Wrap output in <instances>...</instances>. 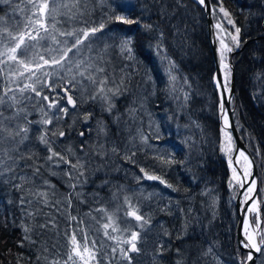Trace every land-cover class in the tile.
<instances>
[{
  "label": "trees",
  "instance_id": "obj_1",
  "mask_svg": "<svg viewBox=\"0 0 264 264\" xmlns=\"http://www.w3.org/2000/svg\"><path fill=\"white\" fill-rule=\"evenodd\" d=\"M20 7H24L23 0H17ZM216 3L215 0H212ZM167 4L169 12L173 10V0H89L86 19L99 23L105 20L106 27L103 33H97L100 39L95 41V48H102L105 43L111 45L106 59H110L109 72H114L119 79L121 69L129 65L126 72H132L128 84V91L114 100L115 108L110 114L104 111L99 102L81 104L77 101V108H69V113L63 118L61 127L66 136L58 141L60 150L71 145L81 154L79 146L81 140L97 143V121H103L106 126L107 137L101 136L100 142L111 147L114 142L120 149L118 155H109L103 160L99 156L93 157L92 169L102 165L100 170H93L88 175L87 183L77 188L81 193L80 199L73 196L72 207L67 211L72 216L83 219L82 227L88 232L89 239H95L97 247L105 241L102 251H110L108 245L113 244L103 237L100 225L105 222L101 219L102 213L92 211L103 206L108 213H115L122 217L123 212H116L118 201L112 198V193L123 186V194L133 197V203L139 202L141 212L152 217V231L142 234L147 236L148 243L138 245L140 254L132 253V264H176L178 259L182 264H215L211 257H202L201 252L208 243L215 242L214 252L220 264H240L245 260L246 250L238 245L236 237V223L239 219L237 208L234 205L236 185L232 182L229 187L230 173L228 157L232 151H221V147L228 148L227 141L223 139L222 126L218 117V98L213 84L214 59L207 34L205 13L201 6L193 0H183L186 8H178L171 19L161 18L159 8ZM125 5L122 8L119 5ZM223 5L230 12L237 27L240 45L235 47L228 32L232 27L221 12L216 10L213 16L214 23L222 25L228 43L233 47L229 59L233 66L235 88L231 107L232 116L239 129L242 139L250 150L258 172V197L261 204V232L264 235V0H223ZM11 12V8L0 4V15ZM126 15L130 19H139L140 24H121L108 21V16ZM19 18V13H17ZM158 25L164 32V46L171 60L178 65V75L187 77L191 85L190 99L187 106L181 108V102L174 100L169 91L167 76L164 73L160 60L155 55L153 38L156 33L146 32L143 25ZM172 25H176L173 28ZM83 26V25H78ZM216 32V28H215ZM234 34V33H233ZM128 36L133 41V48L137 61L134 63L123 59L116 45L121 37ZM87 43V42H86ZM85 54L87 52L85 51ZM94 54V53H93ZM134 65V66H133ZM148 73L152 82H145ZM259 77V78H258ZM183 84V79L180 85ZM179 86V85H178ZM154 92V94H152ZM79 96V93H76ZM51 98V97H50ZM65 103V101H61ZM142 105V106H141ZM136 108L133 117L128 116L130 108ZM84 112H92L93 118L85 125L78 116ZM122 117L119 123L115 117ZM31 119H38L34 112ZM73 120H76L73 125ZM192 121L199 124V128L192 125ZM68 125H73L68 135ZM188 127H185V126ZM90 126L93 131L86 132L84 137L78 135L79 131ZM51 127V126H50ZM157 128L160 139L156 138ZM227 131V130H226ZM140 133L149 137L148 143L140 141ZM188 137L191 141L185 143ZM195 141V147L189 145ZM150 145V146H149ZM233 147V140L231 148ZM43 146H39L41 155ZM132 156V161L123 159L125 153ZM156 157L165 160L172 158L175 162L163 163ZM145 168L150 174L161 177L166 187L159 180L143 179L137 183L136 177L142 176L140 168ZM44 178L56 186L57 198L63 199L71 190L66 183V177L44 173ZM107 181V183H104ZM232 181V180H231ZM173 189H176L175 191ZM150 199H145L149 194ZM20 194L6 185L0 184V264H35L36 256L42 254L43 247L63 253L65 243L63 232L69 226L67 215H61L55 208H44V212H51L55 217L57 229H35L33 239L38 243L30 246L25 243L20 247L17 241L21 238L19 227L20 213L16 206L6 204L5 201H15ZM83 201V202H81ZM168 206L167 211H160ZM61 211L63 212V206ZM183 209V212L180 211ZM92 211V216L86 213ZM100 223H97V221ZM28 223H44L45 217L38 216L36 221ZM120 222L121 228L125 225ZM5 223L7 226H5ZM135 223V221H133ZM163 225L171 237H162L167 245L170 241L171 250L163 256L153 260L156 234ZM186 225V228L183 226ZM39 233L37 235L36 233ZM57 232L60 236H57ZM177 236L182 238L177 239ZM79 239V237H78ZM55 244L56 248L52 249ZM181 250L177 256L175 249ZM255 264H264V246L256 257ZM43 264V262H41ZM106 264V261H105ZM112 264H127V261L114 260Z\"/></svg>",
  "mask_w": 264,
  "mask_h": 264
},
{
  "label": "snow or ice",
  "instance_id": "obj_2",
  "mask_svg": "<svg viewBox=\"0 0 264 264\" xmlns=\"http://www.w3.org/2000/svg\"><path fill=\"white\" fill-rule=\"evenodd\" d=\"M159 3L160 0H155ZM24 7L21 8L17 0H0V4L11 8V12L0 15V184L6 185L20 195L13 200L5 201L6 204L15 205L20 213V223L17 225L13 218V226L21 230V238L17 241L18 246L24 247L25 243L30 246L37 245L38 241L33 239L35 229L53 231L57 229V223L51 212H44V208H55L61 215L66 214L69 226L63 232L65 243L63 253L52 251L48 247H43L42 254L36 256L35 264H112L114 260L127 261L132 264V253L140 254L141 247L138 245L147 244V236L142 234L152 231V217L148 213H142L139 202L133 203V197L121 194L124 189L120 186L116 192L112 193V198L118 201L116 212H123V216L117 218L115 213H108L103 206L92 211L102 213L104 220L100 227L103 229V237L113 244L108 245L110 251H102L105 241L102 240L100 247H97L95 239L90 240L88 232L82 227L83 219L72 216L67 210L72 207L73 196L80 199L81 193L78 187L87 183L88 175L93 170H100L102 165L92 169L93 157H104L118 155L120 149L113 142L111 147H106L100 142L101 136L107 137L106 126L103 121H97L96 135L97 143H90L88 140H81L77 154L76 150L68 145L60 150L58 141L66 136L65 130L61 127L63 118L68 115L69 107L77 108V101L81 104L88 102H99L104 111L112 113L115 108L114 100L118 96L124 95L128 91V84L131 81L132 72H126L129 65L121 69L122 75L119 79L114 72H109L110 59H106L108 49L111 45L105 43L102 48H95V41L100 39L97 33H103L106 21H96L86 19L89 0H23ZM203 10L215 16L217 5L219 12L228 18V24L234 28V34L228 32L231 42L235 47H239V34L241 29L235 26V21L230 18V13L223 7V0H194ZM126 8L125 5H119ZM186 8L183 0H173V10L169 12L165 3L159 8L161 18L171 19L176 14L178 8ZM19 13V18L17 16ZM108 21L121 24H140L139 19H130L126 15L108 16ZM83 25V26H78ZM176 28V25H172ZM146 32L155 31L158 33L153 38L155 45L148 44L153 48L156 57L159 58L161 66L168 80V91L171 97L181 102L180 107H186L190 99L191 85L187 77L178 75V65L167 54L164 46V32L157 25H143ZM216 29L223 30L222 25L217 23ZM179 32V29L176 28ZM87 42V43H86ZM219 67L224 71L223 80L214 77L217 89H222L220 109L223 113L224 128L221 131L227 137L228 148L221 147V151H232L230 147L232 137L225 129L230 127L227 111L224 109L225 95L231 100L230 66L226 63L227 55L233 51V47L220 39ZM119 54L123 59L136 62L137 57L133 48V41L130 37L124 36L116 45ZM85 51L87 54H85ZM94 53V54H93ZM134 66V65H133ZM147 82H152V77L147 72ZM259 78V77H258ZM183 79V84L180 81ZM179 85V86H178ZM79 93V96H76ZM154 94V92L152 93ZM51 97V98H50ZM66 101V104L61 103ZM142 106V105H141ZM38 113V119H31L33 113ZM136 108L128 110V116H134ZM93 118L92 112H84L78 116L80 122L88 125ZM122 117L117 115L115 122L119 123ZM76 120H73L75 125ZM73 125H68V135L71 134ZM192 125L199 128V124L192 121ZM51 126V127H50ZM185 127H188L187 125ZM93 129L88 126L79 131L78 135L84 137L85 133H91ZM156 138L160 139L159 129L156 130ZM149 137L140 133V141L147 144ZM192 137L185 140L187 144ZM43 146L41 150L39 146ZM150 146V145H149ZM195 147V141L189 148ZM127 153L122 157L132 161V156ZM239 156L243 157L248 167L244 169L243 178L236 175V169L232 168V157H228L229 167L233 171V180H237L240 186H244V181L250 179V183L245 193V202L249 199L248 193L255 190L256 179L252 176L250 168L252 161L245 154V150H239ZM163 163L171 164L175 161L170 157L165 160L163 157H156ZM134 162V161H132ZM239 163V160H237ZM49 175H61L66 177V183L71 190L63 199L57 198L56 186L50 180L44 178V173ZM142 176H137L139 183L143 179L159 180L166 187L172 188L161 177L150 174L141 167ZM104 183H107L105 181ZM232 187V181H229ZM174 191L176 189H173ZM151 193L145 197L150 199ZM83 202V201H81ZM63 206V212L61 207ZM257 207L256 202L248 207L247 211L252 212ZM92 211L86 213L92 216ZM160 211H167L171 215L166 205ZM183 212V209H180ZM38 216L45 217L44 223L34 222ZM92 219L96 217L92 216ZM121 221L125 227L121 228ZM135 221V223H133ZM258 222V217L256 221ZM97 223H100L98 220ZM245 227V240L240 242L244 249H254L261 251L264 246V235L259 241L247 232L249 221H243ZM5 226L7 224L5 223ZM186 228V225L183 226ZM156 234L153 260L163 256L166 251L171 250L170 241L166 245L162 237H171L162 224L159 225ZM39 235V233H36ZM57 236L60 233L57 232ZM79 237V239H78ZM177 239L182 238L177 236ZM215 242L208 243L206 249L201 252L202 257H211L215 264H220L219 258L214 252ZM56 245H52L55 249ZM177 256L181 255L179 248L175 249ZM253 259L251 251L247 253L246 260L240 264H248ZM176 264H182L178 259Z\"/></svg>",
  "mask_w": 264,
  "mask_h": 264
},
{
  "label": "water",
  "instance_id": "obj_3",
  "mask_svg": "<svg viewBox=\"0 0 264 264\" xmlns=\"http://www.w3.org/2000/svg\"><path fill=\"white\" fill-rule=\"evenodd\" d=\"M218 8H219V6H218ZM202 10H203V8H202ZM203 13H205V17H206L207 34H208V38H209V44L211 45V53H212L213 59H214V66H215L214 77L216 79L223 80L222 70L219 67V44H217V38H216L215 31H214V23H213L212 15L205 12L204 10H203ZM230 18L232 19L231 15H230ZM230 76H231V78H230L229 86L231 88L230 95H232L234 93V87H233L234 76H233L232 68H231ZM214 85H215V81H214ZM215 87H216V85H215ZM216 90H217V96L219 98L218 116H219L221 125L224 127L223 113L221 112V109H220L221 94H222L223 90L217 89V87H216ZM224 95H225L224 109L227 111V116H228L229 124H230V127H228L227 130H229L231 132L232 139L234 140L233 153L231 155L232 161H233L232 167L236 169L237 176L240 179H242L243 174H244V172L242 170H243V168L244 169L247 168L248 165H247V162L244 160V158L241 157V161H243V165L240 166L239 163H237L235 156L237 154H239V150H245V154L252 161V165H251V168L249 170L252 173V176H254L256 179L255 190L252 193H248L249 199L246 202H245V193H246L245 186H247V188H248L251 177L249 178L248 181H244L243 187L240 186V183L237 180H233V182L236 183V186H237V196L235 198V205L237 207V213H238L237 215H239V219L236 223V226H237L236 227V237H237L238 245L242 248L240 242L242 240H245V237H244V234L242 231L241 221H242L244 214H246L248 207H250V205H251V203H253V201H255L256 205H257V207L254 209V211H255L256 218L258 217V222H254L258 226L254 227V231H253L254 233L253 234L256 237L257 241H259L258 233H259V227H260L259 223H260V219H261V214H260L261 206L259 204L258 193H257V188H258V184H259L258 172L256 170V163L252 158L250 150H248V148L246 147L244 140H242L240 133H239L238 129L236 128L234 119L232 117V108H230L231 100L230 101L228 100V98H227L228 94H224ZM68 106L70 107L71 105H68ZM255 221H256V219H255ZM245 250L247 251V253L249 251H251L253 254V259L251 261H249L248 264H254L256 257L258 256L259 252H256L254 249H250V248L245 249ZM246 257H247V254H246Z\"/></svg>",
  "mask_w": 264,
  "mask_h": 264
},
{
  "label": "bare ground",
  "instance_id": "obj_4",
  "mask_svg": "<svg viewBox=\"0 0 264 264\" xmlns=\"http://www.w3.org/2000/svg\"><path fill=\"white\" fill-rule=\"evenodd\" d=\"M224 6V5H223ZM218 7V6H217ZM224 8H225V6H224ZM218 9V11H219V8H217ZM226 9V8H225ZM227 11H228V9H226ZM221 14H223V13H221ZM212 18H213V15H212ZM205 21H206V17H205ZM217 44H218V41H217ZM210 45V44H209ZM219 46H220V44H219ZM231 61V60H230ZM230 67H232L233 68V66L231 65V62H230ZM219 117V116H218ZM221 124V123H220ZM240 156H239V154H237L236 156H235V159H237V158H239ZM253 203H251V205H252ZM250 205V206H251ZM251 212H246V214H244V216H243V218H242V221H241V226H242V231H243V234H244V237H245V227H244V223H243V221L245 220V219H247L248 221H249V226H248V228H247V232L248 233H250V234H252L253 236H254V227H256V226H258V225H256L254 222H253V220H251L252 219V217H251ZM255 237V236H254ZM256 238V237H255ZM257 259V258H256ZM245 260H246V256H245ZM256 261V260H255ZM254 264H255V262H254Z\"/></svg>",
  "mask_w": 264,
  "mask_h": 264
},
{
  "label": "rangeland",
  "instance_id": "obj_5",
  "mask_svg": "<svg viewBox=\"0 0 264 264\" xmlns=\"http://www.w3.org/2000/svg\"><path fill=\"white\" fill-rule=\"evenodd\" d=\"M217 23H219V22H215V25H216ZM219 24H220V23H219ZM216 34H217V37H218V44H220L219 41H220L221 38H223V39L225 40V42L228 43V39H227V37H226V33H224L223 30L216 29ZM229 45H230V44H229ZM230 46H231V45H230ZM228 60H229V55H227V60H226V62H228ZM223 76H224V71H223ZM229 79H230V77H229ZM227 132H228V131H227ZM230 135H231V134H230ZM223 139H224V141H227V137L224 135V133H223ZM226 144H227L228 147H229L228 141H227ZM230 147H231V145H230ZM238 160L240 161L241 159L238 158ZM230 173H231V175H232V177H233V171H232V168H231V170H230ZM236 174H237V172H236ZM261 214H262V213H261ZM250 215H252V219L254 220V218L256 217V216L254 215V211H252ZM262 217H263V214H262ZM259 230H260V231H259V234H260V232H261V223H260V229H259Z\"/></svg>",
  "mask_w": 264,
  "mask_h": 264
}]
</instances>
